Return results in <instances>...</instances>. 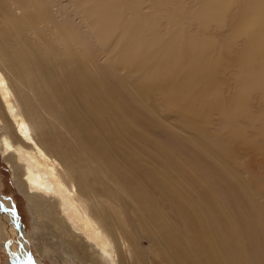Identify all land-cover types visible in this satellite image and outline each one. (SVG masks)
Here are the masks:
<instances>
[{"label": "bare ground", "instance_id": "6f19581e", "mask_svg": "<svg viewBox=\"0 0 264 264\" xmlns=\"http://www.w3.org/2000/svg\"><path fill=\"white\" fill-rule=\"evenodd\" d=\"M194 1L0 0V150L55 257L264 264V0Z\"/></svg>", "mask_w": 264, "mask_h": 264}, {"label": "rangeland", "instance_id": "374dc122", "mask_svg": "<svg viewBox=\"0 0 264 264\" xmlns=\"http://www.w3.org/2000/svg\"><path fill=\"white\" fill-rule=\"evenodd\" d=\"M191 6L195 8L197 6L196 1L193 0L191 5L190 4L188 5L187 12L184 15V18L186 19L188 17H190L191 19V13L188 12V10L190 11L191 9H193V8H190ZM234 16L235 14L231 13L230 17L232 19L234 18ZM231 24L232 22H230L229 25ZM194 26H195L194 28L197 27L196 24H194ZM161 27L166 28V26L164 25H162ZM234 48L238 49L240 47L235 45ZM241 49L252 50L254 49V47L246 45L244 43V40L241 39ZM233 58L237 60V55H233ZM232 73H235V72H232ZM232 79L233 78L229 75L226 78L225 77L223 78L222 83L226 81L231 82ZM246 97L253 98L255 97V95L254 93H248L246 94ZM4 130H5L4 127L0 125V136L6 133V131ZM11 141L14 144H17L16 143L17 140L15 138H11ZM18 148L19 150L23 149L22 147H18ZM7 156H9V154L5 156L3 151L0 150V204L6 205L9 201H13L14 206H15V214L19 218V222H21V224L23 225V233H24L23 242L25 243V245L28 246L27 249L30 255L34 257L35 259L40 260L42 264H78L80 263L78 259L77 260L73 259L72 256H70V254L64 253L62 249L60 248H59L60 253L56 257L46 249L45 247L46 244L57 243L59 245V243L55 241L56 239L53 238L50 234H48L46 230L44 229L37 230L35 225L40 224V222L37 219L36 215L29 210L28 198L23 192H21L18 189V187L14 183V179H13L14 172L11 167V164L8 163L4 159V157H7ZM18 158L20 160L19 164L27 167L28 169L32 167V164H31L32 162H36V159L33 155L25 157L19 154ZM27 158L30 159V161H28ZM36 193H39V192L37 191L35 192L34 190H29V194H36ZM43 195L47 196L46 193H43ZM2 208H0V264H36V262H33L34 260H31V259L29 260L30 258V257L28 258L29 253H26L25 255L22 254L23 253L22 243L19 240L21 239L22 234L18 230V228L15 227L11 223L10 218L4 214V211L2 210ZM69 221L72 223L71 218H69ZM48 235H50L51 237ZM141 236H143L142 233H141ZM142 243H144L148 251L151 252L150 247H149V242H147V240H143ZM42 244H44V246Z\"/></svg>", "mask_w": 264, "mask_h": 264}, {"label": "snow or ice", "instance_id": "6c2138e0", "mask_svg": "<svg viewBox=\"0 0 264 264\" xmlns=\"http://www.w3.org/2000/svg\"><path fill=\"white\" fill-rule=\"evenodd\" d=\"M3 207V205L2 204H0V208H2Z\"/></svg>", "mask_w": 264, "mask_h": 264}]
</instances>
